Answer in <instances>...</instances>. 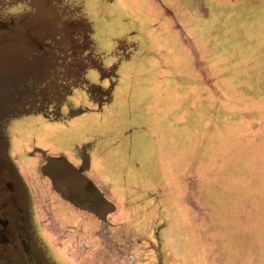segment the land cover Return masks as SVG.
I'll return each mask as SVG.
<instances>
[{
  "label": "rangeland",
  "instance_id": "1",
  "mask_svg": "<svg viewBox=\"0 0 264 264\" xmlns=\"http://www.w3.org/2000/svg\"><path fill=\"white\" fill-rule=\"evenodd\" d=\"M250 2L260 7L256 15L264 19V0ZM115 4L0 0V167L6 150L3 135L7 124L14 133L16 119L28 142L21 155L26 160L33 162L35 146L65 154L79 169L89 162L82 149L105 156L106 162L99 164L91 157V169L84 172L94 182L112 173L123 175L114 167V157L123 156L125 141L133 152H147L142 167L127 173L128 185L116 180L107 186L110 197L122 204L107 223L110 235L106 229L102 235L64 234L50 229L47 219L41 228L32 220L33 227L23 229L20 238L26 246L34 245L38 264H264V66L254 67L251 60L249 66L243 58L237 42L243 28L241 10H231L222 20L224 27L200 28L206 43L200 68L191 66L187 56L159 81L165 88L176 86V91L152 89L156 70L137 59L123 64L118 84L123 87L115 90L113 102L100 108V115L89 111L96 105L86 95L109 100L121 59L134 46L115 33ZM256 28L251 46L261 47L264 22ZM110 52L113 58L106 59ZM90 68L99 76H92ZM135 69L137 76L132 74ZM248 73L256 74L254 82L260 86L250 85ZM130 84L138 87L131 93ZM82 86L86 95L81 89L73 94ZM253 95L259 106L250 102ZM134 96L142 103L130 107L128 99ZM81 107L88 108L81 123L47 120L73 116ZM131 112L140 118H127ZM198 114L206 116L207 128ZM145 116L152 121L150 142L137 132ZM127 129L141 139L126 140ZM100 136L98 145L94 140ZM34 171L31 179L42 182ZM22 178L29 195L22 204L30 201L26 216L32 218L31 187L27 177ZM6 186L0 168V189Z\"/></svg>",
  "mask_w": 264,
  "mask_h": 264
},
{
  "label": "crops",
  "instance_id": "2",
  "mask_svg": "<svg viewBox=\"0 0 264 264\" xmlns=\"http://www.w3.org/2000/svg\"><path fill=\"white\" fill-rule=\"evenodd\" d=\"M173 1L174 0H116L115 4L116 15H114V21L118 23V27L120 28L126 26L127 23L140 44L139 49L123 62L122 65L130 60L137 59L140 65L148 69L154 68L158 80L152 85V89L160 87V89H162V87L165 88L159 81L168 76L172 67L176 65L181 66V61L184 57L188 56V59L192 60L190 62L191 66H193L192 63H194L195 68L199 67L200 61L203 57L205 58V48L203 45H206L201 36L200 28L206 27L207 25H220L224 27L222 20L230 16V11L235 8H237L238 11L241 10L242 15V34L237 39V42L244 52L243 58L247 59L249 66H251L250 60L254 62V67L258 65L264 66L262 62L264 59V57H262L264 54V43L261 47H252L250 41V36H255L258 32L256 27L259 23L264 22L262 17L256 15L260 9L258 5L251 3L250 0H179L180 4L179 1L177 4ZM218 19L219 21H214ZM125 20H127V22L124 24L123 21ZM250 28H252V32H249ZM257 55H259L258 60H256ZM121 66L116 73V81L112 85L109 100L102 102L95 98H88L86 95L87 100H92L93 104L96 105L95 108L89 109L91 113H100L101 115L103 111H100V108L113 102L115 90L118 87H123L118 86L121 77ZM128 74H130V72ZM132 74L137 76V69H135V72ZM251 75L252 83L250 85L252 86L255 84L256 87L260 86V83L254 82L256 74L248 73V76ZM257 76L259 77L260 75ZM170 82L172 83V81ZM165 86L171 87L165 88L167 91H170V89L176 91V86L174 85ZM102 88L104 87L102 86ZM133 88L132 84L128 86L129 93L134 92L138 87H135V89ZM261 88L264 89V86H261ZM140 89L144 91L143 88ZM128 97H130L129 94ZM253 97L254 99L250 102L253 104L255 102L258 103L259 99H257L255 95H253ZM139 103H142V100H137L135 96L133 99H128L130 107ZM257 103L254 105L259 106L260 103ZM253 109L255 108L253 107ZM87 110L88 108L81 107L80 111L73 116H65L64 114V118L47 120L60 125H64V123H67L69 120H75L81 123V114L85 113ZM133 114L134 113L131 112L127 118L132 119L135 115L139 117L138 114ZM198 116L205 119V128H207V123L209 124V122L206 116H202V114H198ZM198 116L196 115V118ZM150 120L151 119L145 116L142 117L141 121L138 123L140 127L137 132L141 134L143 139H141L138 134L137 137H135V130L132 131L130 129L124 131V138L133 143L135 139L136 141L139 139L145 141L147 138L149 142L152 141L154 133L153 129H151L153 127L152 121ZM216 120L219 122L220 118H216ZM211 123H213V121ZM236 123L238 124L239 121L237 120ZM134 128L137 129L136 126ZM97 136H99V134ZM99 138L102 139L100 136L95 138L94 142L101 145ZM24 141L25 144L22 146L23 150L27 149L28 146L25 137L21 143L23 144ZM44 142L45 144L48 143L45 139ZM125 147L127 150L124 149L122 151L121 155L123 156H120L119 159L113 156L114 167H120L123 175H119L117 178L111 172V177H102L99 181L94 182L84 172L86 169H91V157L99 164L98 162H106L107 159L105 156H102L100 153L97 155L94 153L92 155V152H88L87 149H82L81 155L87 158L89 162H86V168L79 169L78 167L75 168V164L71 162L65 154L61 152L50 153L45 147L35 146L37 151L31 155L34 157L33 162L29 161L30 159L22 161L20 170L23 176L27 177L26 181L29 183V187H31L34 209L32 220L35 222L36 227L41 228L42 226H46V222L49 220L50 229L52 227L55 231L64 230V234L77 232L79 235H95V233L102 235V230L106 229L110 235L111 230L109 226H107L109 225L107 223L111 218L116 216L122 204L117 203L110 197L107 186L112 185L116 180H118L120 185L126 186L127 183L129 184V176L127 177V173H130V170H132L131 167H142V155H147V152H143L142 150H135L133 152L126 141ZM149 148L152 150V145H149ZM54 154L58 157H49V155L54 156ZM153 158H155V156L151 155V161H153ZM190 161L192 162V160ZM34 170L36 172L39 171L42 182L38 179L39 181L37 183V181L31 179ZM87 188L91 189L95 195L94 200H96L97 204L90 202L86 203L83 200V197L86 196ZM51 193L54 194L55 197L52 196ZM59 225H62V227L64 226V229ZM98 225L100 227H97Z\"/></svg>",
  "mask_w": 264,
  "mask_h": 264
},
{
  "label": "flooded vegetation",
  "instance_id": "3",
  "mask_svg": "<svg viewBox=\"0 0 264 264\" xmlns=\"http://www.w3.org/2000/svg\"><path fill=\"white\" fill-rule=\"evenodd\" d=\"M91 6L95 11L97 5L92 3ZM94 17H96L95 14ZM123 22L125 24L127 20ZM114 30L115 33L119 35V38L126 40V44H134L130 52L121 59L123 63L139 49L140 44L127 23L126 26L121 28L118 27V23H116ZM108 55L114 56L111 52L107 54L106 57ZM110 58L113 57L108 56L106 59ZM89 71L92 76H99L97 69L90 68ZM97 88L99 89L100 87ZM78 89H81L85 94L87 88L85 89L83 86L77 87L73 94ZM66 105H69V101ZM12 124L15 127L14 133L9 131V124H7L8 126L3 135L4 142L6 140V150L4 148V152L2 153L3 161L0 167L2 180L5 181L7 185L6 189H0V204L2 208V211H0V264H20L24 262V259L27 264H38L40 260L37 258L34 245L29 243L28 247L23 243V239L20 238L22 236V230L28 226L33 227V222L31 216H26V210H28V215L31 213V211L29 213V208L31 210L30 201H27L25 205L22 204L25 202V199L29 197L28 191L24 189L23 175L20 170L22 161H26V159L21 156L22 152L25 151L22 149L25 141L23 144L21 143L24 136L19 132L21 127L20 120L16 119ZM36 151L37 149L35 148L34 153ZM94 196L91 189L87 188L86 196L83 197V200L86 203L90 202L95 204L96 200H94Z\"/></svg>",
  "mask_w": 264,
  "mask_h": 264
}]
</instances>
